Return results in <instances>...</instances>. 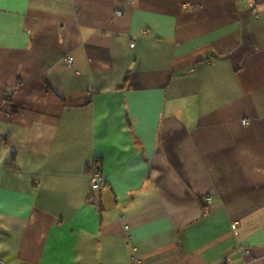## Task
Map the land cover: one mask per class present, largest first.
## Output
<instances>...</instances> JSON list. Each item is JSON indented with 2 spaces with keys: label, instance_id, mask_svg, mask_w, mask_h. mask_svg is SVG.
<instances>
[{
  "label": "crops",
  "instance_id": "1",
  "mask_svg": "<svg viewBox=\"0 0 264 264\" xmlns=\"http://www.w3.org/2000/svg\"><path fill=\"white\" fill-rule=\"evenodd\" d=\"M135 258L264 264V0H0V264Z\"/></svg>",
  "mask_w": 264,
  "mask_h": 264
},
{
  "label": "built area",
  "instance_id": "2",
  "mask_svg": "<svg viewBox=\"0 0 264 264\" xmlns=\"http://www.w3.org/2000/svg\"><path fill=\"white\" fill-rule=\"evenodd\" d=\"M121 14H122V7H118L114 10V15L121 16ZM130 46L134 47V43H132ZM71 61H72L71 57L66 58V62L68 66L71 64ZM242 122L246 124L247 121L243 120ZM89 178H90V199L94 205H97L99 200V194L105 185L103 175L98 166L96 167L90 165ZM204 199L207 203H210V196H206ZM226 262L229 263L230 260H226ZM135 264H140V261L137 258H135Z\"/></svg>",
  "mask_w": 264,
  "mask_h": 264
},
{
  "label": "trees",
  "instance_id": "3",
  "mask_svg": "<svg viewBox=\"0 0 264 264\" xmlns=\"http://www.w3.org/2000/svg\"><path fill=\"white\" fill-rule=\"evenodd\" d=\"M95 165H96V167L98 166V164L97 163H95ZM105 186V185H104Z\"/></svg>",
  "mask_w": 264,
  "mask_h": 264
}]
</instances>
